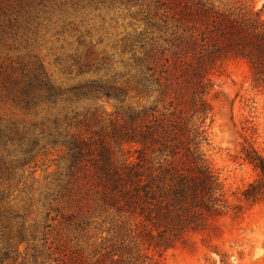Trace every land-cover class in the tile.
Returning a JSON list of instances; mask_svg holds the SVG:
<instances>
[{"label": "trees", "instance_id": "obj_1", "mask_svg": "<svg viewBox=\"0 0 264 264\" xmlns=\"http://www.w3.org/2000/svg\"><path fill=\"white\" fill-rule=\"evenodd\" d=\"M23 1L0 0V45L21 28ZM84 1L94 9H123L133 26L120 40L129 56L118 60L99 51L86 41L87 29L80 35L88 48L73 62L77 76L94 77L62 87L40 58L29 69L11 64L0 70V102L9 99L29 112L28 122L0 111L1 152L29 154L22 166L48 148L61 151L45 183L29 184V212L15 208L11 185L1 192L0 183V264H163L156 253L245 209L229 203L206 154L211 76L228 59L241 58L264 85V6L241 0L70 3L76 11ZM85 99L112 101L114 112L73 108ZM14 143L20 149H11ZM243 154L261 174L243 191L251 206L264 199V155L252 144ZM7 169L0 157V173Z\"/></svg>", "mask_w": 264, "mask_h": 264}, {"label": "rangeland", "instance_id": "obj_2", "mask_svg": "<svg viewBox=\"0 0 264 264\" xmlns=\"http://www.w3.org/2000/svg\"><path fill=\"white\" fill-rule=\"evenodd\" d=\"M71 1L62 4L61 0L54 3L24 0L18 20L21 28L10 30L12 37L0 45V70L11 64L17 67L26 64L29 69V62L40 58L51 79L62 87L94 77L92 73L77 76L73 62L77 53L88 48L81 45L80 35L87 29L91 33L88 31L86 41L91 39L99 51L106 49L118 60L129 56L128 52H122L120 40L133 26L130 18L124 17L123 9L106 6L94 9L84 1L74 11ZM241 1L254 9L264 6V0ZM117 66L121 68L120 64ZM70 70L73 72L69 73ZM211 79L213 116L208 120L210 145L205 148L206 154L220 175L229 203L242 204L245 209L238 216L229 211L217 218L209 231L191 234L189 242L178 243L162 256L156 253L155 259L163 264H264V199L250 206L243 197L247 186L261 175L244 159L243 147L252 144L264 155V85L256 84L248 63L241 58L228 59ZM95 105L107 113L115 109L113 102L105 99H85L72 104L77 110ZM0 111L8 119L29 122V112L9 99L0 102ZM15 144H9L11 149H20ZM24 147H28L26 143ZM58 148H48L30 165L28 162L22 166L29 154L17 152L8 156L0 149V157L9 168L0 173L1 192L3 186L11 185L9 199L15 208L29 212V184L37 188L45 183L47 172L54 171L60 161ZM32 208L35 210L37 206ZM24 248L25 244H21L20 251Z\"/></svg>", "mask_w": 264, "mask_h": 264}]
</instances>
